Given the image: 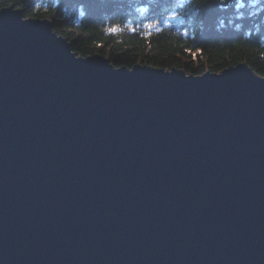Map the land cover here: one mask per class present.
<instances>
[{
    "label": "water",
    "instance_id": "95a60500",
    "mask_svg": "<svg viewBox=\"0 0 264 264\" xmlns=\"http://www.w3.org/2000/svg\"><path fill=\"white\" fill-rule=\"evenodd\" d=\"M0 264H264V77L115 67L1 8Z\"/></svg>",
    "mask_w": 264,
    "mask_h": 264
},
{
    "label": "trees",
    "instance_id": "16d2710c",
    "mask_svg": "<svg viewBox=\"0 0 264 264\" xmlns=\"http://www.w3.org/2000/svg\"><path fill=\"white\" fill-rule=\"evenodd\" d=\"M8 6L50 19L76 55L101 54L115 67L200 75L244 62L264 77V0H0V9Z\"/></svg>",
    "mask_w": 264,
    "mask_h": 264
},
{
    "label": "snow or ice",
    "instance_id": "6c2138e0",
    "mask_svg": "<svg viewBox=\"0 0 264 264\" xmlns=\"http://www.w3.org/2000/svg\"><path fill=\"white\" fill-rule=\"evenodd\" d=\"M202 2L207 3V2H209V0H202ZM241 6H243V5H241ZM177 16H178V13L177 12H175V11L171 12V19H176ZM156 24H159V20H156L154 22L147 23L145 25V27L147 29L151 30ZM129 27L131 28L132 31H135V27H133L131 25ZM117 30H118V26H116V25H113L112 27L108 28V31L109 32H115ZM200 51L201 50H199V49L197 50V52H200ZM193 55H195V53ZM225 66L227 67V65H225ZM157 67H160V65H157Z\"/></svg>",
    "mask_w": 264,
    "mask_h": 264
}]
</instances>
